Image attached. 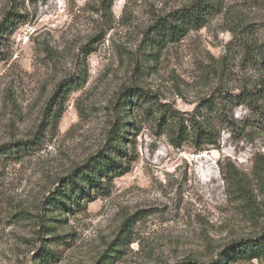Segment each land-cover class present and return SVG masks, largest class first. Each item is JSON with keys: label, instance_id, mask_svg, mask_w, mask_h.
I'll list each match as a JSON object with an SVG mask.
<instances>
[{"label": "rangeland", "instance_id": "374dc122", "mask_svg": "<svg viewBox=\"0 0 264 264\" xmlns=\"http://www.w3.org/2000/svg\"><path fill=\"white\" fill-rule=\"evenodd\" d=\"M194 1L0 0V264H223L262 236L264 97L236 106L203 150L174 147L156 115L124 104L142 92L187 115L261 88L264 0H217L204 28L150 40ZM118 134L127 172L96 186Z\"/></svg>", "mask_w": 264, "mask_h": 264}, {"label": "trees", "instance_id": "16d2710c", "mask_svg": "<svg viewBox=\"0 0 264 264\" xmlns=\"http://www.w3.org/2000/svg\"><path fill=\"white\" fill-rule=\"evenodd\" d=\"M216 4L217 0H195L189 7L180 9L166 18H161L154 26L150 40L155 44H161V42L167 39L178 40L187 36L191 31L204 28ZM4 27H7L6 21ZM132 97H135L138 101L139 108L144 114L150 112L153 116L156 115L155 117L157 118L155 120L158 123V127L164 129L163 135L168 137L171 145L180 148L184 144L192 143L203 150L206 147L217 146L220 143V130L218 126H228L229 124L225 123H228L230 118L235 120L233 109L236 106L246 105L254 109V103L264 97V82L261 88H255L253 91H240L238 95L227 94L222 98L202 100V104L198 105L192 114L187 115L167 104L160 102L153 104L147 95L142 92L125 97L124 104L127 102L126 104L131 108L134 107L132 101L129 100ZM220 113L223 116L217 125L212 115ZM124 125L123 123H119L115 129V133L121 132ZM121 139L122 136L119 135L114 142L115 144L111 146L107 155L103 158V161L89 175V182H93L94 185L99 186L102 183L95 184L99 182L98 177L112 178L114 175L121 177L127 172V170L117 172L121 164L117 162L116 155L118 154L120 157L125 155L119 144ZM253 173L256 180L261 183L264 182V166L260 168L255 167ZM228 179L232 187L240 193L239 198L247 200V183L243 179H240L237 174H233L232 178ZM70 197H72L70 201L73 204L76 203L74 202L77 201L74 198L75 192ZM222 256L224 258L223 264H227L229 261L264 259V232L258 239L241 240L232 244L224 250Z\"/></svg>", "mask_w": 264, "mask_h": 264}]
</instances>
